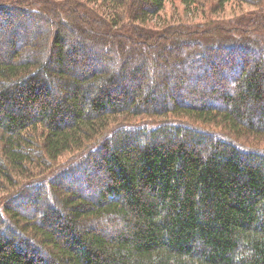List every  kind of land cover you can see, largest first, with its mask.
Instances as JSON below:
<instances>
[{
    "label": "trees",
    "instance_id": "1",
    "mask_svg": "<svg viewBox=\"0 0 264 264\" xmlns=\"http://www.w3.org/2000/svg\"><path fill=\"white\" fill-rule=\"evenodd\" d=\"M169 1L0 0V264H264V0Z\"/></svg>",
    "mask_w": 264,
    "mask_h": 264
},
{
    "label": "rangeland",
    "instance_id": "2",
    "mask_svg": "<svg viewBox=\"0 0 264 264\" xmlns=\"http://www.w3.org/2000/svg\"><path fill=\"white\" fill-rule=\"evenodd\" d=\"M28 1H31V0H28ZM33 1H36V0H33ZM180 8H181V6L179 5V1L178 0H170L165 5L163 16H161L159 18H155L154 22L161 23L162 22V17H164V15L168 14L170 11L175 12L174 17L178 18L179 17L178 12H176L175 10H180ZM185 17L193 19L194 15H192L190 12L187 11L185 13ZM21 20L22 19H16V21H12L11 20L10 21L11 23H9V24H11L10 26H7V25L2 26V24H0V31H1L0 39L6 38V34L7 33L11 34L10 37L14 39V40L11 39V42L13 41L15 43V47L21 45V43L24 41V39H28L31 36L30 34L34 33V30H33L34 27L33 28L28 27V25L23 20L22 21ZM27 32H29V34ZM11 42H7V43H10L12 45ZM0 49L6 50V52H8V51H10L11 46L9 44H5V45L2 44V45H0ZM84 58H85L84 54H82L80 56V54L78 53V56H76L75 60H79V61H75L74 63H75V66L78 67V69H80V70L85 67L84 66V62L81 61ZM86 68L89 69V67H87V66H86ZM148 72H149V69H144L143 70V73H148ZM228 85H230V84H228ZM177 92L175 91V93L172 94V95H174L173 99L175 101H179L180 102L181 98L177 95ZM183 93H184L185 97L189 98V96H187V94L184 91H183ZM170 94H171V91L168 92V93L165 91V95H163V98L166 95H170ZM170 103H171V101H170ZM25 210L28 213L31 212V211H29V209H25Z\"/></svg>",
    "mask_w": 264,
    "mask_h": 264
}]
</instances>
